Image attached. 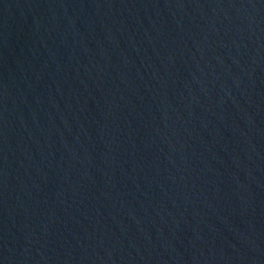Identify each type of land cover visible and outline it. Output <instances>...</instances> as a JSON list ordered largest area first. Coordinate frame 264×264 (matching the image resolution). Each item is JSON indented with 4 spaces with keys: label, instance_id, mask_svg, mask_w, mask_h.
Returning <instances> with one entry per match:
<instances>
[{
    "label": "water",
    "instance_id": "1",
    "mask_svg": "<svg viewBox=\"0 0 264 264\" xmlns=\"http://www.w3.org/2000/svg\"><path fill=\"white\" fill-rule=\"evenodd\" d=\"M0 264H264V0H0Z\"/></svg>",
    "mask_w": 264,
    "mask_h": 264
}]
</instances>
